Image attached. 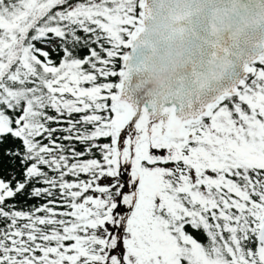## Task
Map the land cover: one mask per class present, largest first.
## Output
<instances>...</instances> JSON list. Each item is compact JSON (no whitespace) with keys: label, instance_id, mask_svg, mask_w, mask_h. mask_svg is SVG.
<instances>
[{"label":"snow or ice","instance_id":"6c2138e0","mask_svg":"<svg viewBox=\"0 0 264 264\" xmlns=\"http://www.w3.org/2000/svg\"><path fill=\"white\" fill-rule=\"evenodd\" d=\"M0 264H264V0H0Z\"/></svg>","mask_w":264,"mask_h":264}]
</instances>
